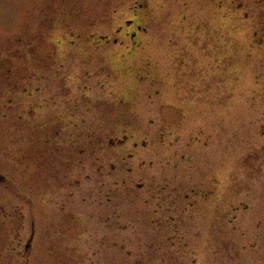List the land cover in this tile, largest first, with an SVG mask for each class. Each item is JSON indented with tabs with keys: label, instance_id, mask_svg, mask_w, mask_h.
Returning a JSON list of instances; mask_svg holds the SVG:
<instances>
[{
	"label": "rangeland",
	"instance_id": "rangeland-1",
	"mask_svg": "<svg viewBox=\"0 0 264 264\" xmlns=\"http://www.w3.org/2000/svg\"><path fill=\"white\" fill-rule=\"evenodd\" d=\"M0 264H264V0H0Z\"/></svg>",
	"mask_w": 264,
	"mask_h": 264
},
{
	"label": "flooded vegetation",
	"instance_id": "flooded-vegetation-1",
	"mask_svg": "<svg viewBox=\"0 0 264 264\" xmlns=\"http://www.w3.org/2000/svg\"><path fill=\"white\" fill-rule=\"evenodd\" d=\"M133 23H134V20H129V21H128V24H129V25H132ZM137 28H138V30H140V29H141V26H138ZM131 35H132L133 38H135V35H136V34H135V32H132Z\"/></svg>",
	"mask_w": 264,
	"mask_h": 264
}]
</instances>
